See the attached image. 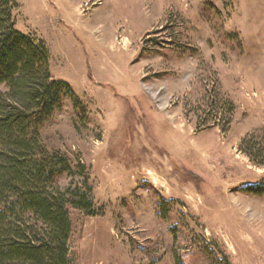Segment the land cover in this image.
<instances>
[{"label":"rangeland","instance_id":"374dc122","mask_svg":"<svg viewBox=\"0 0 264 264\" xmlns=\"http://www.w3.org/2000/svg\"><path fill=\"white\" fill-rule=\"evenodd\" d=\"M12 2L86 111L41 129L97 214L70 264H264V0Z\"/></svg>","mask_w":264,"mask_h":264},{"label":"trees","instance_id":"16d2710c","mask_svg":"<svg viewBox=\"0 0 264 264\" xmlns=\"http://www.w3.org/2000/svg\"><path fill=\"white\" fill-rule=\"evenodd\" d=\"M13 7L0 0V264H70V211L97 214L83 166L81 183L59 187L74 170L43 146L41 129L65 101L81 118L86 111L69 85L52 77L43 43L15 29ZM243 191L263 196L264 180Z\"/></svg>","mask_w":264,"mask_h":264}]
</instances>
